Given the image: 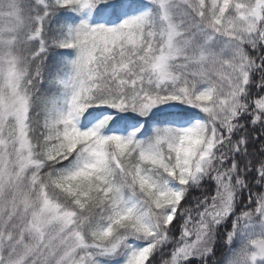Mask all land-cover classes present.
<instances>
[{
	"label": "snow or ice",
	"instance_id": "obj_1",
	"mask_svg": "<svg viewBox=\"0 0 264 264\" xmlns=\"http://www.w3.org/2000/svg\"><path fill=\"white\" fill-rule=\"evenodd\" d=\"M0 264H264V0H0Z\"/></svg>",
	"mask_w": 264,
	"mask_h": 264
}]
</instances>
